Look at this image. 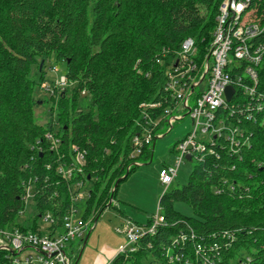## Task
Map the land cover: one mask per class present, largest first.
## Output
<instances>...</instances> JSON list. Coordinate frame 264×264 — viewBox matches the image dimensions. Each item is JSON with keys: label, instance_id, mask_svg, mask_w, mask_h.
I'll use <instances>...</instances> for the list:
<instances>
[{"label": "trees", "instance_id": "16d2710c", "mask_svg": "<svg viewBox=\"0 0 264 264\" xmlns=\"http://www.w3.org/2000/svg\"><path fill=\"white\" fill-rule=\"evenodd\" d=\"M221 1L0 0V228L37 233L39 215L49 211L60 219L69 205L66 183H55V152L45 147L44 135L53 133L52 109L44 126L34 122L39 100L32 70L52 56L66 67L72 86L56 103L58 151L66 158L70 145L86 152L80 179L94 186L83 220L96 221L115 196V182L134 170L128 156L140 131V105L161 98L173 52L185 38L205 51ZM259 86L264 89V60ZM82 91L89 99L84 111L78 108ZM248 129L250 146L239 157L205 156L185 185L162 194L158 205L166 224L141 241L151 249H141L133 264H164L161 248L179 233L194 235L206 251L216 246L210 256L216 264H264V132ZM36 141L41 154L30 150ZM152 145L138 162L152 161ZM33 177L39 179L36 215L17 225L21 183ZM174 202L186 203L194 217L175 212ZM240 252L244 257L236 260ZM0 264H9L2 251Z\"/></svg>", "mask_w": 264, "mask_h": 264}, {"label": "built area", "instance_id": "2783aa9c", "mask_svg": "<svg viewBox=\"0 0 264 264\" xmlns=\"http://www.w3.org/2000/svg\"><path fill=\"white\" fill-rule=\"evenodd\" d=\"M214 21L211 41L205 51L197 48L193 38H185L173 52L161 98L140 105V131L131 139L128 168L137 165L138 157L152 145L156 136L160 137L158 132L163 127L168 125L170 130L174 122L186 115L192 121V130L177 141L172 150L174 165L159 172V180L166 189L174 181L181 163L188 161L187 156L189 162L194 163L201 162L205 156L216 157L219 152L239 157L240 151L250 146L253 132L249 126L264 132V89L259 86V70L264 60V0H222ZM71 86L63 76L45 88L53 100V133L44 135L45 147L55 152V176L58 178L55 183H66L69 205L60 219L49 211L39 215L36 222L44 227H39L37 233L20 231L15 225L0 228V251L5 253L9 264H74L65 252L66 245L79 240L82 247L84 234L96 222L92 218L83 220L84 210L79 215L77 209V203L85 202L89 194V191L81 192L84 182L80 179L86 152L70 145L67 159L58 151L61 141L56 134V103L60 94ZM227 88L232 89L229 101L225 95ZM85 94L81 92L82 96ZM183 112L185 114H181ZM174 113L179 114L172 116ZM42 149L40 141L30 147L39 154ZM38 185V177L22 181L20 201L23 208L18 211L15 224L27 223V220H19L25 215L27 203L35 205ZM58 195L54 191L53 197L59 198ZM165 224L158 209L146 225L125 220L122 227L116 229L125 244L108 264H133L141 249H151L150 242L141 241L155 237ZM192 241V252H189L186 246ZM216 248L209 247L208 254L194 235L179 233L171 237L168 245L162 246L160 254L164 264H216L214 257L210 259Z\"/></svg>", "mask_w": 264, "mask_h": 264}, {"label": "rangeland", "instance_id": "374dc122", "mask_svg": "<svg viewBox=\"0 0 264 264\" xmlns=\"http://www.w3.org/2000/svg\"><path fill=\"white\" fill-rule=\"evenodd\" d=\"M40 64L38 71L32 70L30 78L35 82L34 98L39 100L38 106L33 108L34 122L44 126L49 119L48 114L53 103L45 88L65 76L66 67L63 63L57 62L53 56L40 62ZM88 104V97L81 95L78 100L79 110H86ZM178 114L174 113L172 116ZM181 114H185V112ZM191 130L192 121L187 115L182 120L174 122L170 130L168 125L159 130L160 137L156 136L152 142L154 144L152 161L147 164L139 161L137 165L133 166L134 170L118 184L115 196L110 200L113 201L110 203L111 206L108 205L102 211L95 224L90 228L91 232L77 264H108L118 249L125 244L124 238L116 232V229L121 228L125 220L138 225H146L149 219L156 215L157 209L160 213L163 212L158 205L160 197L165 191H171L185 185L195 163L182 162L174 181L167 189L159 180V172L163 168L174 165L175 154L172 150L177 141L183 139ZM93 186L94 182L85 181L81 192H88L93 189ZM102 187L103 184L99 186L100 189ZM84 207V200L77 203L79 215L82 214ZM172 209L183 217H194L192 210L186 203L174 202ZM35 215L36 206L29 202L26 205L24 217L20 218L19 221L31 220ZM38 224L39 227L42 226L39 221ZM87 233L84 234L82 240L86 238ZM81 248L79 240L66 245L65 252L73 263L77 260ZM242 257H244V253L240 252L236 260ZM153 264L159 263L154 262Z\"/></svg>", "mask_w": 264, "mask_h": 264}, {"label": "water", "instance_id": "95a60500", "mask_svg": "<svg viewBox=\"0 0 264 264\" xmlns=\"http://www.w3.org/2000/svg\"><path fill=\"white\" fill-rule=\"evenodd\" d=\"M41 65H42V63L40 64V68H41ZM225 95H226V100L229 101L230 98H231V95H232V89H231V88H227L226 91H225ZM186 159L189 161V160H190V157L187 156ZM144 165H145V164H144ZM125 177H126V175H124L121 179H124ZM118 183H119V180L115 182L113 189H116ZM110 200H112V197H111ZM110 202H111V201H110ZM110 202H109V204H110ZM109 204H108V205H109ZM90 232H91V230L88 231L86 238L83 240L81 251H80V253H79V255H78V258H77V260L75 261L74 264H77V262H78V260H79V258H80V256H81V253H82V251H83V249H84V247H85V245H86V241H87V239H88V236H89Z\"/></svg>", "mask_w": 264, "mask_h": 264}, {"label": "crops", "instance_id": "0c3cea01", "mask_svg": "<svg viewBox=\"0 0 264 264\" xmlns=\"http://www.w3.org/2000/svg\"><path fill=\"white\" fill-rule=\"evenodd\" d=\"M153 148H154V144L152 145V154H153Z\"/></svg>", "mask_w": 264, "mask_h": 264}]
</instances>
